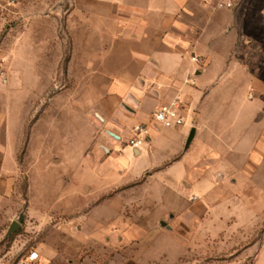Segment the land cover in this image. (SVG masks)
Listing matches in <instances>:
<instances>
[{"label": "rangeland", "instance_id": "obj_1", "mask_svg": "<svg viewBox=\"0 0 264 264\" xmlns=\"http://www.w3.org/2000/svg\"><path fill=\"white\" fill-rule=\"evenodd\" d=\"M224 1L0 0V264H264V0ZM166 40L207 128L112 141Z\"/></svg>", "mask_w": 264, "mask_h": 264}, {"label": "crops", "instance_id": "obj_2", "mask_svg": "<svg viewBox=\"0 0 264 264\" xmlns=\"http://www.w3.org/2000/svg\"><path fill=\"white\" fill-rule=\"evenodd\" d=\"M162 44L166 49L155 52L150 59L145 62V66L141 69V75L137 76L138 84L133 88H128L124 91L123 100L120 106L110 117H102L103 123L101 127L103 133L112 141L122 143L126 138V133L129 127L133 129L137 124L146 125L149 129V135L146 142L154 143L158 146L162 139V130L164 127L156 122L155 113L160 108L168 105L172 101L178 100L181 106V112L184 113V105L179 101V95L189 92L192 88L188 84V80L192 74L199 73L198 63L190 56V46L184 42L173 44L170 40H166ZM187 56V59L184 57ZM157 81L158 84H152V81ZM200 82V79H197ZM185 124L186 123L185 121ZM184 124V125H185ZM183 126V125H181ZM178 133L183 131L187 133L184 141V152L189 149L195 139L203 134V129L207 128V123L201 121L198 125H189L188 127L178 130ZM196 127V135L188 148L185 147L187 137L190 130ZM112 131L120 136L117 139L109 134ZM127 149V148H126ZM133 155L139 152V149L131 148Z\"/></svg>", "mask_w": 264, "mask_h": 264}, {"label": "built area", "instance_id": "obj_3", "mask_svg": "<svg viewBox=\"0 0 264 264\" xmlns=\"http://www.w3.org/2000/svg\"><path fill=\"white\" fill-rule=\"evenodd\" d=\"M232 4H233L232 0H227L222 2V5H226V6H232ZM192 59L196 63L200 62V58L198 56L194 55ZM155 120L157 123H159L164 127L181 126L184 125L186 121L185 116L181 112V106L178 100L172 101L168 105L157 110L155 113ZM134 128L137 139L133 141V144L134 146H138L143 141H146V138L149 135V129L146 125L143 124H137ZM36 256L37 255H35V258Z\"/></svg>", "mask_w": 264, "mask_h": 264}, {"label": "water", "instance_id": "obj_4", "mask_svg": "<svg viewBox=\"0 0 264 264\" xmlns=\"http://www.w3.org/2000/svg\"><path fill=\"white\" fill-rule=\"evenodd\" d=\"M98 117L101 119V121H103V118L97 114ZM196 127H193L190 132H189V135L187 137V141H186V145L185 147L188 148L190 146V144L192 143L195 135H196ZM110 135H112L113 137L117 138V139H120V136L115 134L114 132L112 131H108ZM108 150V149H106ZM23 219V215H21V220ZM20 227V223L19 221H14L11 226H10V229H9V232H8V235L11 234L12 232L16 231L18 228Z\"/></svg>", "mask_w": 264, "mask_h": 264}]
</instances>
